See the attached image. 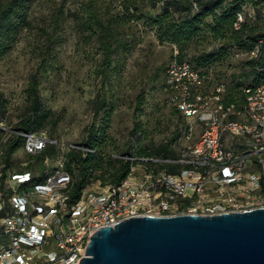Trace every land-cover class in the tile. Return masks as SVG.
I'll use <instances>...</instances> for the list:
<instances>
[{
    "label": "built area",
    "instance_id": "obj_1",
    "mask_svg": "<svg viewBox=\"0 0 264 264\" xmlns=\"http://www.w3.org/2000/svg\"><path fill=\"white\" fill-rule=\"evenodd\" d=\"M249 16L253 12L249 11ZM244 12L236 14L238 28ZM259 44L246 52L256 56ZM177 49H174V55ZM167 104L183 117L180 151L166 162L175 173L153 172L140 163L118 183L88 185L75 200L65 168L64 145L42 131L3 125L34 155L54 144L38 170L26 160L6 161L0 147V264H78L91 235L131 216L192 213L212 215L264 207V79L242 88V108L224 104L223 85L206 86L187 60L172 58L165 69ZM5 137V138H6ZM4 138V139H5ZM133 159V157H128ZM17 166V168H16Z\"/></svg>",
    "mask_w": 264,
    "mask_h": 264
},
{
    "label": "trees",
    "instance_id": "obj_2",
    "mask_svg": "<svg viewBox=\"0 0 264 264\" xmlns=\"http://www.w3.org/2000/svg\"><path fill=\"white\" fill-rule=\"evenodd\" d=\"M35 1L0 0V61L9 53L20 35L31 27L29 12ZM157 1L122 0L120 9L116 12L101 7L97 0L82 2L80 12L65 10L62 2L53 8L44 26H40L36 33L37 64L24 89L25 103L19 114L20 118L10 124L15 129L39 132L48 125L50 128L54 127L57 122L43 104L40 79L57 62L55 47L62 41L63 26L68 18L73 19V26L83 38L95 43L99 52L94 71L100 77L101 85L95 97L89 100L91 120L84 127L81 140L63 152L65 168L71 175L69 194L72 200L78 198L81 191L94 181H99L102 185L118 183L127 176L131 166L137 163L153 172L175 173L181 167L178 163L165 160L177 158L180 151L178 137L184 120L174 107L173 113L178 115L181 124L176 125L169 135H164L159 140L153 138V133H161L163 130L157 127L149 131L139 118L143 92L135 97L133 124L126 139L121 144L116 143L107 131L115 99L114 95H107L103 84L108 80L109 72L117 66L118 55L129 48L122 35L133 16L146 17L159 42L178 46L177 54L172 52L170 60L175 57L189 61L204 75L208 87L222 84L224 104L234 103L242 108V88L255 85L264 79V0H160V6H157ZM240 11L244 12V19L235 28L233 23ZM249 11L253 12L254 17L249 16ZM206 33L219 43L207 51L202 50L188 56L185 48L196 42L197 38L204 39ZM257 44L258 54L249 57L246 52ZM231 51L236 56L243 57L242 65L230 73L228 80H223L224 76L214 71L213 67L218 62L223 63V59ZM161 87L164 91V79ZM7 113L5 100L0 92V120L5 119ZM48 136L55 138L51 131ZM5 137V132L0 129V147L8 162L20 138L11 135ZM58 151L60 150L50 143L43 151L32 155L34 161L28 162L25 167L38 170L45 155H56Z\"/></svg>",
    "mask_w": 264,
    "mask_h": 264
},
{
    "label": "rangeland",
    "instance_id": "obj_3",
    "mask_svg": "<svg viewBox=\"0 0 264 264\" xmlns=\"http://www.w3.org/2000/svg\"><path fill=\"white\" fill-rule=\"evenodd\" d=\"M84 1L87 0H36L32 4L29 12L31 27L20 35L0 61V92L8 112L2 120L3 125L16 122L24 108V89L37 64L35 44L39 27L44 26L53 8L62 2L65 10L80 12ZM121 1L97 0V3L116 12L120 9ZM160 5L161 1L158 0L157 6ZM125 29L122 38L129 48L118 55L117 66L109 72L108 80L103 84L107 95H114L115 99L107 131L116 143L121 144L126 139L133 124L135 97L143 92L139 118L149 131L157 127L163 130L153 133V138L159 140L181 124L178 115L167 104V94L161 87L170 56L174 49L179 48L175 44L159 42L146 17L133 16ZM205 36L204 39L197 38L196 42L185 48L188 56L207 51L219 43L213 41L208 33ZM55 48L57 62L41 76L40 94L45 108L50 110L57 122L54 127L48 125L41 131L47 135L51 131L59 142L69 145L81 140L84 127L91 120L89 100L95 97L101 85L100 77L94 71L99 52L93 41L86 40L76 31L71 17L66 20L62 41ZM242 58L231 51L223 63L218 62L213 70L224 76L223 80H228L230 73L242 65ZM154 76L156 78L153 79ZM12 160L34 161L32 155L25 153L21 147L13 153ZM99 185L98 181H94L90 187L97 189Z\"/></svg>",
    "mask_w": 264,
    "mask_h": 264
},
{
    "label": "water",
    "instance_id": "obj_4",
    "mask_svg": "<svg viewBox=\"0 0 264 264\" xmlns=\"http://www.w3.org/2000/svg\"><path fill=\"white\" fill-rule=\"evenodd\" d=\"M78 264H264V207L124 218L95 231Z\"/></svg>",
    "mask_w": 264,
    "mask_h": 264
}]
</instances>
